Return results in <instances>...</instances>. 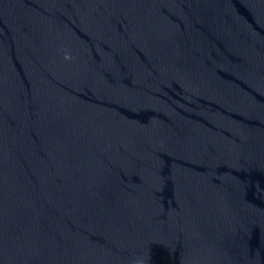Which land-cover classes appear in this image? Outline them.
Here are the masks:
<instances>
[{"label": "water", "instance_id": "95a60500", "mask_svg": "<svg viewBox=\"0 0 264 264\" xmlns=\"http://www.w3.org/2000/svg\"><path fill=\"white\" fill-rule=\"evenodd\" d=\"M0 58L165 264H264V0H0Z\"/></svg>", "mask_w": 264, "mask_h": 264}]
</instances>
